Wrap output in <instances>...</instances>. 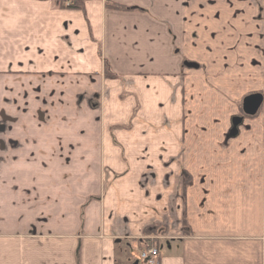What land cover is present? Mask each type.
I'll use <instances>...</instances> for the list:
<instances>
[{"label": "crops", "instance_id": "1", "mask_svg": "<svg viewBox=\"0 0 264 264\" xmlns=\"http://www.w3.org/2000/svg\"><path fill=\"white\" fill-rule=\"evenodd\" d=\"M81 4L0 0V264H264V0Z\"/></svg>", "mask_w": 264, "mask_h": 264}, {"label": "rangeland", "instance_id": "2", "mask_svg": "<svg viewBox=\"0 0 264 264\" xmlns=\"http://www.w3.org/2000/svg\"><path fill=\"white\" fill-rule=\"evenodd\" d=\"M97 123H99V125L101 126V127H103V124L101 123V118H99L96 122H95V124H96V126H97ZM89 124V123H88ZM93 131H94V129L96 128V127H90ZM99 154V151L98 150H96V154L95 155H98ZM35 161H38V162H40V158L39 157H34L33 158ZM102 159H103V157H97V156H95V159H94V162H95V165H93V166H90V174L93 176V177H99L100 175H102V176H104V177H106V172H105V170L103 169V165H102ZM43 168L44 167H42V168H33V170H32V172L34 173V174H38V175H40L42 172H43ZM48 168L50 169L51 168V166L49 165L48 166ZM1 172H0V180L2 179V178H5L6 179V172H7V168L6 167H1ZM6 185H7V182H5L4 181V184H3V186H0V197H2V196H7V195H9V193L6 191V190H3V189H6L5 187H6ZM102 185L103 186H108L109 184L108 183H105V182H102ZM56 187H58V184L56 183ZM104 188V187H103ZM3 199H5V197H2ZM84 199V197H82V194H80V196L78 197V198H75V199H73V200H71V199H69V201L70 202H72L73 204H79V203H81V201ZM69 206V205H68ZM161 247L162 248H165V245L164 244H162L161 245ZM133 250H135V249H133ZM138 254V255H137ZM140 252H139V250H138V252L136 253V255H135V257L136 258H139L140 256ZM139 256V257H138ZM140 259V258H139ZM140 261H142V260H140ZM142 263H144V262H140V264H142ZM145 264V263H144Z\"/></svg>", "mask_w": 264, "mask_h": 264}, {"label": "water", "instance_id": "3", "mask_svg": "<svg viewBox=\"0 0 264 264\" xmlns=\"http://www.w3.org/2000/svg\"><path fill=\"white\" fill-rule=\"evenodd\" d=\"M187 65L188 66H195V64H192V63H187ZM260 102H261V96L259 94H253V95H249V96L245 97L243 99V107L245 110L244 112L247 115H253L257 111ZM240 121H241V118L235 119L233 121V125L235 126ZM235 131H236V129L234 128L232 133L234 134Z\"/></svg>", "mask_w": 264, "mask_h": 264}, {"label": "built area", "instance_id": "4", "mask_svg": "<svg viewBox=\"0 0 264 264\" xmlns=\"http://www.w3.org/2000/svg\"><path fill=\"white\" fill-rule=\"evenodd\" d=\"M157 249L148 246L146 250L141 251L140 253V259L145 261L146 264H157Z\"/></svg>", "mask_w": 264, "mask_h": 264}, {"label": "trees", "instance_id": "5", "mask_svg": "<svg viewBox=\"0 0 264 264\" xmlns=\"http://www.w3.org/2000/svg\"><path fill=\"white\" fill-rule=\"evenodd\" d=\"M57 5H67L70 7H76L77 5H82V0H54ZM107 72V71H106Z\"/></svg>", "mask_w": 264, "mask_h": 264}, {"label": "flooded vegetation", "instance_id": "6", "mask_svg": "<svg viewBox=\"0 0 264 264\" xmlns=\"http://www.w3.org/2000/svg\"><path fill=\"white\" fill-rule=\"evenodd\" d=\"M243 106V105H242ZM245 110H244V107H243V112H244Z\"/></svg>", "mask_w": 264, "mask_h": 264}]
</instances>
